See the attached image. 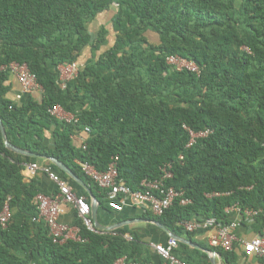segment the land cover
I'll return each mask as SVG.
<instances>
[{
	"label": "trees",
	"instance_id": "obj_1",
	"mask_svg": "<svg viewBox=\"0 0 264 264\" xmlns=\"http://www.w3.org/2000/svg\"><path fill=\"white\" fill-rule=\"evenodd\" d=\"M85 53L89 57L80 64ZM171 56L193 62L199 74L177 71L167 64ZM74 62L78 75L62 87L58 67ZM11 63L25 64L43 92L40 99L9 100L10 74L0 71V120L10 144L40 158L11 152L0 134V211L10 198L12 213L8 227H0V264L163 262L136 232L91 233L77 215L74 225L86 241L54 244L46 224L37 220L34 201L55 191L41 188L39 173L25 182L23 164L49 165L77 196L88 194L42 157L65 164L99 208L109 210L106 191L75 161L105 171L117 156L119 178L133 191L173 162L166 186L191 203H174L159 217L140 211L139 218L219 253L228 264L235 263L234 252L196 241L205 232L189 233L179 224L211 218L229 224L225 209L237 204L260 212L253 227L262 231L264 0H0V66ZM55 105L74 114L77 123L52 116ZM184 127L211 133L186 148ZM85 128L90 133L77 146L71 136ZM215 193L220 195L207 197ZM174 254L185 264H203L206 257L182 243Z\"/></svg>",
	"mask_w": 264,
	"mask_h": 264
},
{
	"label": "built area",
	"instance_id": "obj_2",
	"mask_svg": "<svg viewBox=\"0 0 264 264\" xmlns=\"http://www.w3.org/2000/svg\"><path fill=\"white\" fill-rule=\"evenodd\" d=\"M167 64L173 66L177 71H189L194 74H199L198 67L190 61H187L178 56L167 58ZM79 65L74 62L58 67L59 82L62 87L76 78L78 75ZM0 71H8L10 76L17 79L21 86V93L17 96V101H20L24 96L30 95L32 92L42 94L43 89L37 83L36 77L32 74L25 64L11 63L8 66H0ZM49 113L56 117L59 121L66 124H76L78 119L72 113L66 112L59 105L49 109ZM188 132L189 142L186 148H190L199 139L206 138L211 131L205 130L195 133L184 127ZM90 133L88 128H85L81 135H73L71 139L74 142L80 141L84 143L85 138ZM85 149V146H83ZM180 156L178 160H182ZM81 168L83 174L99 189L106 191L108 197V206L111 210L121 212L127 203L136 206L141 212L148 211L154 216H162L174 203H179L181 206H186L191 202L184 198L182 191H177L172 187H167L166 182L173 178L172 167L173 162H169L160 167V177L155 180L144 179L141 182V190L133 191L125 182L119 178L118 173V157L111 158L105 171H98L93 165L87 162L75 161ZM23 171L31 177H35L38 173L45 176L56 187L55 193L50 196L38 194L35 197V205L38 211L37 220L44 222L49 229V237L54 244L63 245L68 241L84 243L86 240L79 235L78 227H71L60 221L61 215L64 214V206L70 205L75 209L77 217L88 231L95 234H106L97 230L91 217L90 204L83 196H77L69 183L63 180L56 174L49 165H38L36 163L23 164ZM215 193L211 196H219ZM10 198L7 199L2 211H0V227L5 230L11 219L12 213L9 208ZM226 214L236 213L240 220L253 221L259 215V211L241 208L236 204L225 209ZM186 232H205L207 245L212 249H219L224 252H232L235 243H241L243 254L245 257L256 256L264 262V225L261 234L249 241H240L235 233L238 222L232 221L229 224H219L213 218L205 220H193L179 224ZM127 241H132L130 235H125ZM179 242L176 239L168 238L166 244H151L150 249L163 261L162 264H185L180 261L174 254V250L178 247ZM115 264H144L141 262H126V258L118 260Z\"/></svg>",
	"mask_w": 264,
	"mask_h": 264
},
{
	"label": "crops",
	"instance_id": "obj_3",
	"mask_svg": "<svg viewBox=\"0 0 264 264\" xmlns=\"http://www.w3.org/2000/svg\"><path fill=\"white\" fill-rule=\"evenodd\" d=\"M100 22L94 23L91 28H97ZM88 53L80 59V64L84 63L86 59H88ZM9 84L11 86V90L7 94V98L12 101H17V96L21 93V86L18 83L17 79L13 76L9 78ZM11 95V97H9ZM30 95L35 96L37 99H40L41 93L39 92H32ZM77 146L80 145V141L75 142ZM22 176L24 177L25 182H29L33 177H31L25 171L22 172ZM41 177V188L48 193H52L56 190V187L53 183H51L45 176L40 175ZM87 193V192H86ZM87 200L89 204L91 203V198L88 195ZM140 210L131 203H127L124 205L123 210L121 212H115L109 209H98L97 212V223L98 225L104 228H114L112 231H104V232H113L120 228H127L130 232H136L140 239L147 243L148 245L151 244H165L168 240V236L166 233L158 229L155 225L150 222H143L141 218H139ZM76 212L75 209L70 205L64 206V214L61 215L60 221L62 223L67 224L71 227H76L74 225L76 221ZM231 221L238 222V227L235 231L238 240L240 241H249L254 237L260 235L261 232L257 231L254 227V221H247V220H240V217L236 213L229 214ZM181 238V237H180ZM184 239V238H182ZM196 241H200L206 243V234H201L200 236L195 237ZM189 241L187 239H184ZM191 242V241H189ZM192 243V242H191ZM195 244V243H192ZM186 245V244H184ZM197 245V244H195ZM191 249H196L193 246L186 245ZM199 246V245H197ZM198 250V249H196ZM201 251V250H199ZM212 251V250H211ZM203 252V251H201ZM236 254L237 258L234 264H264V262L256 256L252 257H245L243 254V247L241 243H235L234 250L232 251ZM206 257H202L203 264H212L210 255L203 252ZM217 253V252H216ZM219 254V253H218ZM214 264H228L226 261L217 256L214 258Z\"/></svg>",
	"mask_w": 264,
	"mask_h": 264
},
{
	"label": "water",
	"instance_id": "obj_4",
	"mask_svg": "<svg viewBox=\"0 0 264 264\" xmlns=\"http://www.w3.org/2000/svg\"><path fill=\"white\" fill-rule=\"evenodd\" d=\"M0 134H1L4 146L6 147V149L10 150L11 152H13V153H15V154H17L19 156H23V157H27V158H40L39 156H37V155L27 151V150L17 148L15 146H13L12 144H10L8 142V140H7L5 129L3 127V124L1 122V120H0ZM42 158L44 160H46L48 163H50V164L54 165L56 168H58V170H60L64 175H66L71 181H73L76 185H78L85 192H87V194L91 198L90 210H91V217H92V220H93V223H94V227L97 230H101V231H112V230H114V228L107 229V228H104V227L98 225L96 217H97V212H98V209H99V203L94 198V196L92 195L91 190L84 183V181L82 179H80L78 176H76L65 164H63L62 162H60L56 158H53V157H49V158L42 157ZM141 221L145 222L147 220L141 219ZM147 222H150L153 225H155L158 229H160L161 231L166 233L169 238L176 239L179 243L186 244V245H189V246H193L196 249L201 250V251L205 252L206 254L210 255L212 264H214V258L216 256L218 258H220V254H218V253H216L214 251L208 250V249H203L200 246L192 244L191 242L186 241V240L176 236L175 234L171 233L165 226L161 225L159 222H156V221H147Z\"/></svg>",
	"mask_w": 264,
	"mask_h": 264
},
{
	"label": "rangeland",
	"instance_id": "obj_5",
	"mask_svg": "<svg viewBox=\"0 0 264 264\" xmlns=\"http://www.w3.org/2000/svg\"><path fill=\"white\" fill-rule=\"evenodd\" d=\"M106 19L108 20V17H102L100 20L105 22ZM101 21H100V22H101ZM96 30H97V28L95 27V28L93 29V32H95ZM9 97H11V95H9Z\"/></svg>",
	"mask_w": 264,
	"mask_h": 264
}]
</instances>
